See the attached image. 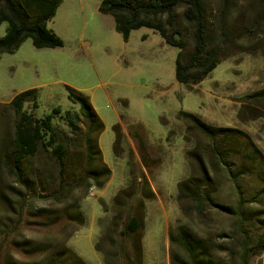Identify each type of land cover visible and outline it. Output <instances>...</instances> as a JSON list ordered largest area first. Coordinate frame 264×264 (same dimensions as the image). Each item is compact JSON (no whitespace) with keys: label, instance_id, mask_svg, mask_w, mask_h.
<instances>
[{"label":"rangeland","instance_id":"374dc122","mask_svg":"<svg viewBox=\"0 0 264 264\" xmlns=\"http://www.w3.org/2000/svg\"><path fill=\"white\" fill-rule=\"evenodd\" d=\"M101 1L61 0L47 27L62 41V47L36 49L26 39L13 53L1 56L0 106L35 89L38 107L26 103L24 111L38 118L58 108L63 115L77 110L68 99L67 87L82 93L103 122L96 143L110 176L102 188L82 185L59 203L40 190L35 194L42 197H29L0 168V242L8 229L9 240L51 249L65 245L85 264H107L96 245L115 218L124 220L135 214L142 226L144 264H170L168 234L179 225L210 237L215 244L229 246V239L223 236L231 234L232 218L209 210L200 220L176 201L178 182L189 175L186 151L207 145L177 114L187 112L208 125L241 131L264 156V101L245 99L264 89V0H229L228 57L191 90L174 77L176 48L146 28L132 31L124 42L112 17L99 12ZM219 12L220 0H206L215 41ZM6 28V23L0 26V39ZM7 113L0 124V139L1 132L10 130L12 114ZM118 123L123 138L116 157L113 128ZM60 125L65 128L63 122ZM134 133L139 139L133 138ZM204 162L210 167L206 159ZM216 169L221 175L215 199L232 206L237 192L226 173L219 166ZM239 184L249 200L262 187L255 176L243 175ZM256 197L251 207L264 210V194ZM69 209L82 213L84 225H46L49 221L44 215L54 217ZM37 210L40 217H34ZM108 243L105 249H109ZM216 256L225 258L226 254ZM42 260L43 256L22 254L10 245L0 247V264ZM250 264H264V254L253 256Z\"/></svg>","mask_w":264,"mask_h":264},{"label":"trees","instance_id":"16d2710c","mask_svg":"<svg viewBox=\"0 0 264 264\" xmlns=\"http://www.w3.org/2000/svg\"><path fill=\"white\" fill-rule=\"evenodd\" d=\"M60 4L61 0H0V26L7 24L0 39V58L13 53L26 39H30L36 49L62 47V41L47 27ZM231 5L229 0H220L218 41L208 22L206 0H102L99 12L112 17L115 30L124 42L129 40L132 31L146 28L157 33L166 45L176 48L174 77L191 90L228 57L227 18ZM67 90L68 99L77 110H67L63 115L58 108L38 118L24 111L26 103L37 109L38 91L35 89L15 95L6 107L0 106V124L2 118L8 116L7 112L12 114L10 130L1 132L0 168L29 197L38 198L40 195L35 191L40 190L63 203L70 192L82 185L89 183V187L102 188L110 176L96 143V137L103 131V122L88 97L70 87ZM245 99L251 103L263 102L264 89ZM177 119L207 140L204 147L196 145L185 153L189 175L178 182V205H186L200 220L207 211L214 210L232 218L233 227L230 235L223 236L229 239V246L215 244L210 237L199 236L186 226L175 227L168 234L170 264H250L253 256L264 254V210L251 207L257 201L256 196L264 194V156L241 131L208 125L187 112H179ZM62 122L65 128L61 127ZM113 129V150L117 157L123 132L119 123ZM133 138L139 139V135L134 133ZM205 159L210 167L206 166ZM218 166L237 192L232 206L222 205L215 199L221 175L216 169ZM243 175L255 176L262 184L250 200L244 198L239 184ZM69 210L54 217L44 215L46 222L49 221L46 225H84L82 213ZM40 215L39 210L34 212V217ZM19 220L18 223L23 221ZM141 232L137 215L129 214L124 220L115 218L96 245V251L107 264H144ZM3 233L0 247L10 245L22 254L43 256L41 262L14 264H85L65 245L51 249L27 241L9 240L8 229ZM107 242L113 252L104 248ZM217 253H225L226 257L220 258Z\"/></svg>","mask_w":264,"mask_h":264},{"label":"water","instance_id":"95a60500","mask_svg":"<svg viewBox=\"0 0 264 264\" xmlns=\"http://www.w3.org/2000/svg\"><path fill=\"white\" fill-rule=\"evenodd\" d=\"M40 197H42V196H40Z\"/></svg>","mask_w":264,"mask_h":264}]
</instances>
